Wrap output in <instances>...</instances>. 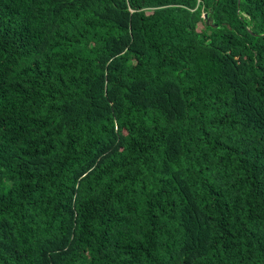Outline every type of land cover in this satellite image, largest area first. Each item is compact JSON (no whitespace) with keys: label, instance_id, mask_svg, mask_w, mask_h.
Returning <instances> with one entry per match:
<instances>
[{"label":"trees","instance_id":"16d2710c","mask_svg":"<svg viewBox=\"0 0 264 264\" xmlns=\"http://www.w3.org/2000/svg\"><path fill=\"white\" fill-rule=\"evenodd\" d=\"M0 264H264V0H0Z\"/></svg>","mask_w":264,"mask_h":264},{"label":"water","instance_id":"95a60500","mask_svg":"<svg viewBox=\"0 0 264 264\" xmlns=\"http://www.w3.org/2000/svg\"><path fill=\"white\" fill-rule=\"evenodd\" d=\"M205 16V15H204Z\"/></svg>","mask_w":264,"mask_h":264}]
</instances>
